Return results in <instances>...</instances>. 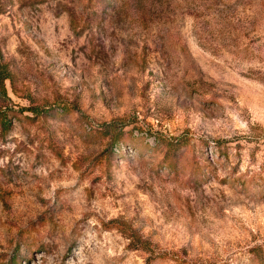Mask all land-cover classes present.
<instances>
[{"label":"rangeland","instance_id":"1","mask_svg":"<svg viewBox=\"0 0 264 264\" xmlns=\"http://www.w3.org/2000/svg\"><path fill=\"white\" fill-rule=\"evenodd\" d=\"M0 48V264L264 261V0H0Z\"/></svg>","mask_w":264,"mask_h":264},{"label":"trees","instance_id":"2","mask_svg":"<svg viewBox=\"0 0 264 264\" xmlns=\"http://www.w3.org/2000/svg\"><path fill=\"white\" fill-rule=\"evenodd\" d=\"M8 77H9V73H8L7 64L4 61L3 54L0 48V129L2 132H7L12 124L11 118L8 116L9 107L7 106V104L2 103L1 101L2 98H6V99L9 98L5 86V81ZM124 230H126V232L130 230L128 235L131 237L132 240L135 239V233L134 231H132L130 226L124 227ZM140 242L142 244L141 246H143L144 249H147L146 240L143 239ZM252 251H254V255L256 256V258H258L259 264H264L263 252L260 251V247L258 245L254 246L252 248Z\"/></svg>","mask_w":264,"mask_h":264}]
</instances>
